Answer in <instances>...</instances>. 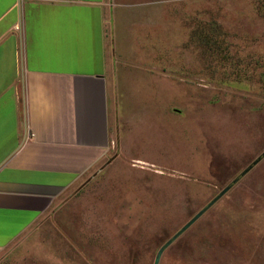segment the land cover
Instances as JSON below:
<instances>
[{
	"label": "rangeland",
	"instance_id": "obj_1",
	"mask_svg": "<svg viewBox=\"0 0 264 264\" xmlns=\"http://www.w3.org/2000/svg\"><path fill=\"white\" fill-rule=\"evenodd\" d=\"M150 1L124 35L115 31L109 165L0 252V264H155L264 152V0ZM159 264H264V158Z\"/></svg>",
	"mask_w": 264,
	"mask_h": 264
},
{
	"label": "crops",
	"instance_id": "obj_2",
	"mask_svg": "<svg viewBox=\"0 0 264 264\" xmlns=\"http://www.w3.org/2000/svg\"><path fill=\"white\" fill-rule=\"evenodd\" d=\"M152 5L0 0V252L109 165L122 70L115 31ZM139 14L148 35L151 17Z\"/></svg>",
	"mask_w": 264,
	"mask_h": 264
},
{
	"label": "water",
	"instance_id": "obj_3",
	"mask_svg": "<svg viewBox=\"0 0 264 264\" xmlns=\"http://www.w3.org/2000/svg\"><path fill=\"white\" fill-rule=\"evenodd\" d=\"M264 158V152L248 166L240 175H238L220 194L210 201L192 220H190L177 234H175L158 252L155 264H159L161 256L165 249L171 245L185 230H187L198 218H200L209 208H211L225 193H227L243 176H245L254 166Z\"/></svg>",
	"mask_w": 264,
	"mask_h": 264
}]
</instances>
